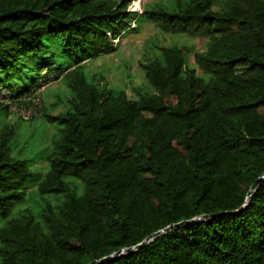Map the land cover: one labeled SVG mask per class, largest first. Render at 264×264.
<instances>
[{
	"label": "trees",
	"instance_id": "trees-1",
	"mask_svg": "<svg viewBox=\"0 0 264 264\" xmlns=\"http://www.w3.org/2000/svg\"><path fill=\"white\" fill-rule=\"evenodd\" d=\"M142 21L205 50L159 48L133 98L90 80ZM57 80L66 109H37L57 129L44 173L0 126V264H264V0H0V93L33 105ZM28 184L56 203L15 213Z\"/></svg>",
	"mask_w": 264,
	"mask_h": 264
},
{
	"label": "rangeland",
	"instance_id": "rangeland-1",
	"mask_svg": "<svg viewBox=\"0 0 264 264\" xmlns=\"http://www.w3.org/2000/svg\"><path fill=\"white\" fill-rule=\"evenodd\" d=\"M169 2L171 0H128V10L140 14ZM129 28L130 32L114 41V44L118 43L114 52L87 60L84 72L98 86L123 90L130 98H133L135 89H144L146 86L140 64H146L156 58L159 48L185 46L193 48L194 51H203L207 43L206 40L187 35L163 34L151 22L142 21L139 24L132 22ZM188 63L193 66L192 55L188 57ZM68 96L63 81L57 80L48 82L40 89L38 103L34 101L33 105H28L21 101V104L13 102L12 105H8L9 115L2 119L0 126L4 123L17 129L18 146L15 147L13 155L21 151L20 158L31 159L32 171L44 173L47 170L46 157L51 153V139L57 135L56 127L45 124L39 118L37 109L43 104L52 115H57L66 109L64 102ZM0 103L8 104V101L0 96ZM25 144V148L22 149ZM26 192V200L14 207L15 213L28 207L36 212L44 202L52 205L56 203V197L53 195L40 198L34 184H28Z\"/></svg>",
	"mask_w": 264,
	"mask_h": 264
},
{
	"label": "water",
	"instance_id": "water-1",
	"mask_svg": "<svg viewBox=\"0 0 264 264\" xmlns=\"http://www.w3.org/2000/svg\"><path fill=\"white\" fill-rule=\"evenodd\" d=\"M261 180H262V177L255 181V183H254V184L252 185V187H251V191L254 190V189L256 188V186L260 183ZM250 196H251V193H249V197H250ZM179 225H181V224H177V225L170 226V227H168L167 229H165V231H167V230H169V229H172V228H174V227H178ZM160 233H162V232H157V233H155L152 237H155V236L159 235ZM149 239H150V238H147L145 241H143V242H142L141 244H139L137 247H134V248H131V249H138V248H140L141 246H143L144 244H146V243L149 241ZM122 251H127V250H122ZM122 251H120V252H122ZM120 252L117 253L116 255L120 254ZM104 260H106V259H102V260H99V261H93V262H91V263H89V264H98V263L103 262Z\"/></svg>",
	"mask_w": 264,
	"mask_h": 264
},
{
	"label": "built area",
	"instance_id": "built-area-1",
	"mask_svg": "<svg viewBox=\"0 0 264 264\" xmlns=\"http://www.w3.org/2000/svg\"><path fill=\"white\" fill-rule=\"evenodd\" d=\"M41 88H43V86H42ZM41 88H39V89H38V90H37V91L31 96V99H32L33 103H34V101L37 102V103L39 102V91H40ZM0 96H1V97L3 96L4 99H7V101L9 100V99L7 98V96H8V92H7L6 90H2L1 93H0ZM26 100H27V99H25V100H24V99H19L17 102L20 103L21 101H26ZM15 103H16V102H15ZM37 103H36V104H37ZM10 104L12 105V103L8 101V105H10Z\"/></svg>",
	"mask_w": 264,
	"mask_h": 264
}]
</instances>
